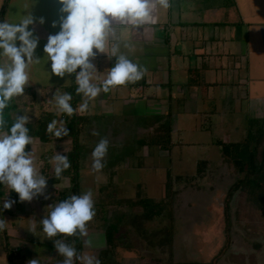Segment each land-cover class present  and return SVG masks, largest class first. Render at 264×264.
I'll return each mask as SVG.
<instances>
[{
  "label": "crops",
  "instance_id": "crops-1",
  "mask_svg": "<svg viewBox=\"0 0 264 264\" xmlns=\"http://www.w3.org/2000/svg\"><path fill=\"white\" fill-rule=\"evenodd\" d=\"M169 5L155 9L154 23L139 28L114 25L116 37L109 42V48L112 43H119L121 53L146 72L138 82L118 86L109 93L101 92L84 112L79 111V95L77 111L92 119L87 128L100 133L111 121L121 133L126 123L134 131L132 143L137 142L139 151L144 153H151V149L154 153H231L233 146L257 142L264 137V0H169ZM60 8L58 0H0V22L15 23L30 12L34 25L29 30L39 41L35 57L40 62L30 66V82L21 98L33 94L27 106L56 113L54 94H71L70 89L76 91L77 87L75 74L64 78L51 74V62L45 58L44 46L49 35L60 31L59 21L64 15ZM41 18L43 24L39 23ZM53 23L57 26L53 27ZM92 62L100 72L95 81L99 83L106 78L107 69L114 66L115 57L109 60L106 53H100ZM61 118L63 114L56 120ZM129 118H133L131 124ZM250 139L251 143L246 142ZM51 140L48 153L69 150V137ZM44 144L33 138L28 151L39 153ZM256 146L251 148L256 150ZM149 170L153 172L156 167ZM150 188L158 196L150 195L148 199L157 203L165 198L162 179L156 189L153 185ZM180 188L178 196L186 187ZM179 198L175 202L177 221L182 217ZM218 199L217 193H212L203 201L200 211L189 218L194 221L192 229L200 232L198 247H202V232L208 224L222 222L224 211L218 207ZM36 203L45 212V201ZM158 213L162 215L161 210ZM174 238L172 251L177 248ZM221 239L218 242L223 247L225 236L224 241ZM55 256H47L46 262L40 264H55ZM27 259L34 258L30 255Z\"/></svg>",
  "mask_w": 264,
  "mask_h": 264
},
{
  "label": "rangeland",
  "instance_id": "rangeland-1",
  "mask_svg": "<svg viewBox=\"0 0 264 264\" xmlns=\"http://www.w3.org/2000/svg\"><path fill=\"white\" fill-rule=\"evenodd\" d=\"M27 95L25 101L21 96L13 99L12 103L15 106L8 111L13 119L15 114L20 113L23 116L25 111L30 117L29 124H34L48 114H55V120L60 118L62 113L58 115L50 110L40 111L27 106L33 94ZM132 119L128 123L131 124ZM61 120L65 119L61 118ZM112 125L110 121V125L98 136L92 134V127L86 128L81 139L80 193L92 190L96 211L95 217L87 225V236L76 239L74 236L61 235L53 239L74 243L78 254L93 255L103 262L150 264L148 261L163 260L165 264H181L175 262V259L181 260L185 257L184 251L180 253L181 248H175L177 250L174 251L175 259L171 258L170 254L173 236L171 201L181 191L182 186L186 187L178 196L182 230L189 227V218L200 211L203 201L208 200L212 193H217L218 207L224 211L221 223L218 222L213 226L209 223L208 229L202 232L203 238L206 236L205 240L202 238L200 242L202 247L199 246L196 252L195 250L190 254L187 252L186 255L192 256L191 259H196L193 261H198L195 264H264V170L259 176L260 186L249 182L239 184L245 178L247 171L237 169L234 164L236 160L244 165L249 161L250 154L256 155L257 162H260L264 137L259 138L257 142H252V139L247 140L248 143L252 142L250 146H233L231 153L225 154L154 153L153 149L151 153H144L142 149L139 151L137 142L133 144L131 141L135 136L132 126L125 123L124 132L120 133ZM101 138H107L109 141L108 152L104 159L105 167L99 172H94L91 154ZM127 140L129 142H126ZM51 143L52 140L50 144H44L39 153H35L38 169H41L42 175L49 177L45 192L48 199L40 196L34 198L33 202H21L15 191L9 192L8 188L0 185V218L5 219L8 224L7 229L0 232V264H29L30 260L27 258L30 255L40 263H44L48 259L47 256L52 258L53 253L56 255L53 258L55 264L62 261L60 255L56 253L53 240L46 237L40 224V220L50 211L48 206L58 203L57 190L71 192V182L68 177L62 178L59 184L50 183V179L55 175L51 158L56 154L48 153L47 148ZM71 145L72 143L69 149ZM255 146L257 149L253 150ZM28 149L29 145L26 146V151ZM60 154L66 155L67 152ZM227 154L231 155L227 156ZM257 166L255 163V170ZM154 167L156 170L151 172L149 169ZM195 175L196 177L193 178ZM160 179L165 182L166 188L169 183L171 185L170 196L165 198L163 203L164 201L166 203L160 206L161 217L159 213L151 215L150 207L143 205L142 202L147 201L150 195L158 196L150 186L153 185L156 189ZM162 184L164 185L163 182ZM231 189L233 197L227 205L228 192ZM162 193H165L164 188ZM159 195L161 196V192ZM5 199L14 201L10 209H3L2 204ZM37 200L45 201L46 204L42 206L45 212L38 206ZM189 203H192L191 207L187 206ZM227 211L231 215V237L227 252L221 255L219 251L223 243L218 241L219 238L222 241V237L224 241V236L226 237L225 212ZM33 220L36 223L35 234L28 230ZM111 222L116 224L121 239L108 250L105 226L113 224ZM25 231L28 232L27 235L24 234ZM88 240H91V246L86 243ZM177 246L179 247V244ZM152 248L157 250L153 251ZM76 264L80 262L76 261Z\"/></svg>",
  "mask_w": 264,
  "mask_h": 264
},
{
  "label": "clouds",
  "instance_id": "clouds-1",
  "mask_svg": "<svg viewBox=\"0 0 264 264\" xmlns=\"http://www.w3.org/2000/svg\"><path fill=\"white\" fill-rule=\"evenodd\" d=\"M61 5L59 21L60 31L49 35L44 46L46 61L51 62V74L64 78L75 74L76 93L82 96L79 111L84 112L89 102L95 100L101 92L109 93L118 86L140 81L146 69L133 62L121 53L120 44L109 42L116 37L114 25L139 28L154 23V11L159 7L168 8L169 0H58ZM40 24L44 19L39 20ZM34 25V18L29 12L22 15L18 22L7 20L0 22V185L15 191L21 202H31L34 198L44 196L47 189L46 177L36 165L34 150L26 151V146L33 144L29 134L30 117L25 111L23 116H15L11 127L6 129L4 110L10 102L25 95L29 84L30 66L38 64L35 57L38 38L29 26ZM56 27V23H53ZM19 41V46L17 42ZM128 45H125L127 47ZM95 49V51H94ZM100 53H106L108 59L115 57V64L107 69V76L99 83L96 65L92 62ZM2 61H7L3 63ZM79 69V71H78ZM57 114L73 115L75 109L71 105L70 93H55L53 98ZM46 132L55 138L69 136V130L63 120H52ZM93 135L99 133L93 131ZM109 141L101 138L92 151V170L99 172L105 167ZM54 165L55 178L71 167L65 154L57 153L51 158ZM8 192V193H9ZM14 201L5 199L3 209H10ZM50 211L40 220L43 233L53 240L58 255L63 257L61 264H100L93 255L78 254L73 244L66 243L64 237L87 236V225L96 215L95 201L91 189L81 195H71L67 199L48 206ZM7 221L0 218V232L7 229ZM33 234L36 223L33 220L28 228ZM91 246V240L86 241ZM29 264H40L32 259Z\"/></svg>",
  "mask_w": 264,
  "mask_h": 264
},
{
  "label": "trees",
  "instance_id": "trees-1",
  "mask_svg": "<svg viewBox=\"0 0 264 264\" xmlns=\"http://www.w3.org/2000/svg\"><path fill=\"white\" fill-rule=\"evenodd\" d=\"M71 90V95L73 97V99L71 100V105L72 107L75 109L73 115L69 116L67 114H64V119L66 121V127L69 130V137L71 139V147L70 149L67 151V157L70 161L71 167L67 170H65L61 177L59 179H56L54 176L50 179V183L51 184H59L62 180V178L64 177H68L70 179L71 182V192L68 191H60L59 189L57 190L59 194L58 195V203L60 201H63L65 199H67L69 196L71 195H81L80 193V179H81V175H80V168H81V158H82V153H81V149H82V136L83 133L85 131V129L88 127V125L91 123L92 119L84 114H81L77 111V102H78V96L76 91H74L73 89ZM13 100L10 102L9 106L4 110V119L6 121V129L11 127L12 123L14 122V119L10 116V113L8 112L10 109H12L15 105H13ZM56 117L55 114H48L46 117L38 119L34 124H28L27 127L29 128V134L33 137L38 139L39 141L43 142V143H48L51 141V139L54 137L50 134H48L46 132L47 129V125L49 123L52 122V120H54ZM226 143L223 144V148H226ZM225 154V153H223ZM231 155V154H227ZM249 161L246 162L244 165L241 164L240 162L234 160V164L235 166H237V169L241 170V171H247V174L245 175V178L242 179L239 184L241 183H251V184H258V186H260V182H259V176L260 174L263 172L264 170V147L262 149V159L260 162H257V158L256 155L250 154L248 157ZM256 160V162H255ZM255 163L258 165L256 167V170L254 169L255 167ZM257 176V178L255 177ZM258 182V183H257ZM169 190V192H167V197L170 196V190H171V185L169 183V186H167V191ZM233 197V191L232 189L229 190L228 192V199H227V205L228 203L231 202V198ZM143 205H148V206H152L153 205V201L150 199H147V201H142ZM152 203V205H150ZM152 207L149 208V210ZM225 219L227 221L226 224V244L223 247V252L226 251L228 245H229V241H230V237H231V233H230V218L231 215L227 212H225ZM117 233L118 230L116 228V224H109L107 227V231H106V238H107V243L110 246H114L119 242V238L117 237ZM76 239H81V237H75ZM100 264H106V263H100Z\"/></svg>",
  "mask_w": 264,
  "mask_h": 264
},
{
  "label": "flooded vegetation",
  "instance_id": "flooded-vegetation-1",
  "mask_svg": "<svg viewBox=\"0 0 264 264\" xmlns=\"http://www.w3.org/2000/svg\"><path fill=\"white\" fill-rule=\"evenodd\" d=\"M167 189V188H166ZM167 191V190H166ZM166 195H167V193H166ZM165 195V198H167V196ZM178 195H179V193L176 195V197L171 201V215H172V226H173V236H172V239H175L174 237H176V239H177V242H178V244H179V247L177 246V248H181V250H180V253L182 252V251H184V254H185V257H182L181 258V260H176L175 259V257H174V251H177V250H173L172 251V249H171V258H173V259H175V262L176 263H181V264H195V262L197 263L198 261H193V260H196V259H191V257L192 256H188V255H186L187 254V252H188V254H190V253H192L194 250V252H196V251H198V249H199V247H198V245H197V241L201 238L200 237V232H198L197 231V229L196 230H193L192 228H193V226H194V221H189L190 223H189V227H186V228H184L183 230L180 228V221H177V219H176V217H175V202L177 201V197H178ZM164 198V199H165ZM163 199V200H164ZM163 200L162 201H160V202H153V205L152 206H149V207H152L150 210H149V212H151V215H157L156 214V212L155 211H157V213H158V211H160L161 210V212H162V208L160 207L162 204H164V203H166V201H164V203H163ZM167 205V204H166ZM167 207V206H166ZM168 207H170V206H168ZM160 217L162 216V215H159ZM150 219V218H149ZM111 223H113V222H111ZM197 225V224H196ZM107 227H108V225L107 226H105V230L107 231ZM156 232V231H155ZM118 234H120V232L118 231V233H117V235ZM199 236V237H198ZM118 237V236H117ZM119 238V240L121 239L120 237H118ZM226 237H225V243H224V246H225V244H226ZM182 243H184V245L182 246ZM177 244V245H178ZM171 245H172V241H171ZM223 246V247H224ZM112 246H110L109 244H108V249L109 248H111ZM223 247L221 248V250L219 251V254H221V255H223V254H225L227 251H224L223 252ZM176 248V249H177ZM151 250H153L154 251V249H151ZM226 250H228V247H227V249ZM196 254V253H195ZM195 254H194V256H195ZM186 256H188V258L186 257ZM151 259V258H150ZM187 260H190V261H187ZM148 262H150V264H165V261H163V260H160V261H157V262H152V261H148ZM112 264H120V263H112ZM135 264H137V263H135Z\"/></svg>",
  "mask_w": 264,
  "mask_h": 264
}]
</instances>
